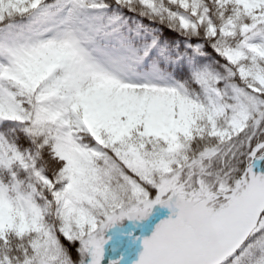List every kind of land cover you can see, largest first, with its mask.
Here are the masks:
<instances>
[{"label": "snow or ice", "instance_id": "obj_1", "mask_svg": "<svg viewBox=\"0 0 264 264\" xmlns=\"http://www.w3.org/2000/svg\"><path fill=\"white\" fill-rule=\"evenodd\" d=\"M0 264H264V0H0Z\"/></svg>", "mask_w": 264, "mask_h": 264}]
</instances>
